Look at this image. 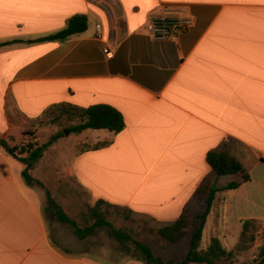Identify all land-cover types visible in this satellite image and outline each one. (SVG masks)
<instances>
[{"label": "crops", "instance_id": "0c3cea01", "mask_svg": "<svg viewBox=\"0 0 264 264\" xmlns=\"http://www.w3.org/2000/svg\"><path fill=\"white\" fill-rule=\"evenodd\" d=\"M161 13L191 23L174 38H155L149 19ZM76 14L87 16L84 31L33 42ZM0 44V138L9 146L52 104H109L123 130L77 133L111 143L78 151L66 168L93 202L125 208L155 229L170 224L184 208L197 213L196 190L210 175L205 199L212 186L241 179L222 180L207 164L209 150L224 149L250 180L216 191L207 220L224 234L236 232L235 208L239 223L264 221V0H0ZM24 168L0 145V264H108L53 243L45 193L24 181Z\"/></svg>", "mask_w": 264, "mask_h": 264}, {"label": "rangeland", "instance_id": "374dc122", "mask_svg": "<svg viewBox=\"0 0 264 264\" xmlns=\"http://www.w3.org/2000/svg\"><path fill=\"white\" fill-rule=\"evenodd\" d=\"M77 121L78 119L70 120L66 113L59 110L43 115L33 120L30 124H26L23 132L17 131V134L23 137L21 143L17 146H25L28 143H44L51 135L67 129L68 126ZM86 142L87 139H82L77 133L68 132L63 134L45 149L43 156L38 160L39 162L34 165L36 168L34 179L42 183V186L33 183L35 187L44 192L45 197L46 192H49L64 212L73 218L80 227L90 224V222L86 223L84 221V214L89 207L93 206L94 202L90 199L87 192L79 186L74 177L66 172V168L73 154L86 148H92L100 141L94 144ZM220 178L225 180L226 176H221ZM212 180L213 176L210 175L202 183V191L194 197L195 202L198 204V211L197 213L189 212L190 227L181 241L175 244H171L157 235L153 231L155 230V227L152 226L154 223L143 216L131 214L127 216V209L113 206L103 205L100 210L114 227L120 228L130 233L133 238L147 243L155 255L160 256L164 260L181 259L186 251L195 216L200 215L204 211L206 189L209 188ZM218 183H220V180H218ZM43 209L49 224L50 236L57 247L77 255L86 254L108 264H119L131 258V250L133 248L131 242L121 244L111 237L105 228L99 227L84 239H79L68 223L58 221L47 211V197ZM238 213L239 211L235 208L232 212V219H230L232 224L231 231H236L234 234H224L225 232L216 226L211 218L207 220L210 213L206 216V225L204 223L205 227H203L200 248H206L210 238L216 236L223 247L234 251L232 257L221 259L219 264H247L251 262L252 256L257 254L258 247L264 242V221L259 220L253 222L248 229L245 246L238 247L239 229L241 228L240 223L236 219ZM211 217L219 221L217 212H212Z\"/></svg>", "mask_w": 264, "mask_h": 264}, {"label": "trees", "instance_id": "16d2710c", "mask_svg": "<svg viewBox=\"0 0 264 264\" xmlns=\"http://www.w3.org/2000/svg\"><path fill=\"white\" fill-rule=\"evenodd\" d=\"M86 28L87 16L85 14H76L68 18L64 28L49 35L36 38L33 40V42L63 40L71 35L84 31ZM20 41L22 40L13 39L10 42L12 43ZM56 110L66 113L70 120L78 119L76 123L71 124L67 129H65L70 133H80L87 129H106L116 134L122 131L125 127V121L122 113L115 107L105 103H96L87 107H79L70 103L62 102L50 105L48 108H46L43 114H50ZM63 134L64 130L51 135L50 138L44 143H28L25 146H9L5 139L0 138V145L5 148L9 154L25 164V168L22 171V176L27 184L30 185L37 183L42 186V183L39 180L34 179L28 170L33 163L37 162L43 156L45 149ZM110 143V141H100L95 144L92 149L105 147ZM206 162L217 176L239 174L241 179L238 181H229L221 188L212 186L209 189L205 199L206 208L200 215L195 216L189 238L188 250L180 260L164 261L153 253L152 249L147 243L133 238L130 233L125 232L120 228L114 227L112 223L106 219L104 213L100 210V207L103 205L117 208L121 207L110 204L105 200L98 199L94 202L93 206L89 207L87 212L84 214V221L86 223L90 222V224L85 225L84 227L78 226L77 222L64 212L62 207L51 197L49 192H46L47 211L50 212L58 221L68 223L73 228L74 234L79 239H84L99 227L105 228L108 234L121 244L131 242L133 244L131 258L139 260L143 264H219L221 259H229L232 257L234 251L233 249H226L223 247L221 241L216 236L210 238L209 244L205 249L200 248L206 216L208 215L213 200L215 199L216 191L224 189H236L241 185V183L250 180V175L244 170L241 162L226 152L224 149L209 150L206 154ZM201 191L202 185L197 188L196 194H199ZM129 214L130 211L127 212V216H129ZM256 221L259 220L242 219L240 221L241 228L239 241L237 244L238 247L245 246L247 231L252 226V223ZM189 227V212L186 208H184L175 221L153 231H155L157 235L164 238L169 243L175 244L181 241V239L186 235ZM247 264H264V242L258 247L255 258H253L251 262Z\"/></svg>", "mask_w": 264, "mask_h": 264}, {"label": "built area", "instance_id": "2783aa9c", "mask_svg": "<svg viewBox=\"0 0 264 264\" xmlns=\"http://www.w3.org/2000/svg\"><path fill=\"white\" fill-rule=\"evenodd\" d=\"M167 11H175L176 9H163ZM191 20L181 16L179 13L174 14H152L149 19V28L155 38H174L179 32L187 28ZM108 54L107 50H104Z\"/></svg>", "mask_w": 264, "mask_h": 264}, {"label": "water", "instance_id": "95a60500", "mask_svg": "<svg viewBox=\"0 0 264 264\" xmlns=\"http://www.w3.org/2000/svg\"><path fill=\"white\" fill-rule=\"evenodd\" d=\"M1 45V44H0ZM68 133V131L67 130H64V134H67Z\"/></svg>", "mask_w": 264, "mask_h": 264}]
</instances>
